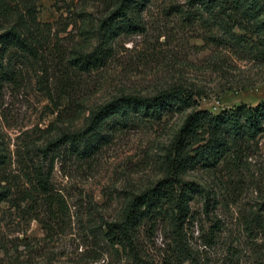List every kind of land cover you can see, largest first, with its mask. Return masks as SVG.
I'll list each match as a JSON object with an SVG mask.
<instances>
[{
	"label": "rangeland",
	"instance_id": "374dc122",
	"mask_svg": "<svg viewBox=\"0 0 264 264\" xmlns=\"http://www.w3.org/2000/svg\"><path fill=\"white\" fill-rule=\"evenodd\" d=\"M33 1L37 20L50 33L41 53L49 71L40 75L36 61L14 55L0 74V184L11 192L10 200L0 203V264H120L100 223L117 219L131 194L160 177L159 155L188 111L264 101V60L198 14L192 0H148L140 11L141 31L119 35L102 66L69 70L72 47L106 11V2ZM59 71L68 72L70 99L54 87ZM172 86L190 90L194 103L159 121L118 125L90 157L78 158L68 148L56 153L50 182L62 210L44 215L33 194L28 206L21 201L34 166L48 164L49 156L40 159L38 149L59 127L80 126L90 109L121 93L152 95ZM63 105L70 110L66 119L77 114L72 122L57 117ZM262 128L214 169L194 168L182 176L199 187L189 201L194 227L218 223L221 241L251 238L264 244ZM149 237L143 234L142 244L151 257L159 234Z\"/></svg>",
	"mask_w": 264,
	"mask_h": 264
},
{
	"label": "trees",
	"instance_id": "16d2710c",
	"mask_svg": "<svg viewBox=\"0 0 264 264\" xmlns=\"http://www.w3.org/2000/svg\"><path fill=\"white\" fill-rule=\"evenodd\" d=\"M108 6L94 22L83 29L80 41L68 55L69 70L87 72L102 66L113 54L115 39L142 29L140 11L148 0H103ZM213 26L238 45L254 49L264 60V0H192ZM47 24L40 23L33 0H0V74L12 56L37 62L39 74H48L41 53L50 39ZM66 71L56 74L58 96L69 98ZM39 75V77H40ZM194 103L193 93L172 86L152 95L121 93L89 110L84 122L69 128L59 127L56 135L41 146L40 159L48 158L46 168L35 165L29 189L21 201L29 205L33 195L40 198L44 215L62 210L50 182L52 161L62 148L78 158L92 156L118 125L134 121H159ZM70 110L62 106L57 117L65 118ZM264 101L253 105L239 103L217 112L192 109L183 117L158 158L161 172L151 185L131 194L117 219L100 223L105 242L120 255V264H264V244L257 239L221 241L219 224L194 227L189 201L199 191L198 184L182 176L194 168L214 169L228 158L229 151L241 141L252 140L262 131ZM4 155L0 153V166ZM9 186L0 184V203L10 200ZM206 212V210L204 209ZM34 218H37L36 215ZM158 232L155 254L147 256V240ZM195 234L193 235V233ZM248 232L251 229L248 228ZM256 238V237H254Z\"/></svg>",
	"mask_w": 264,
	"mask_h": 264
}]
</instances>
